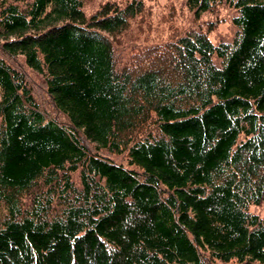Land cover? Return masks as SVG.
<instances>
[{"label": "trees", "instance_id": "trees-1", "mask_svg": "<svg viewBox=\"0 0 264 264\" xmlns=\"http://www.w3.org/2000/svg\"><path fill=\"white\" fill-rule=\"evenodd\" d=\"M86 1L0 0V264H264V0Z\"/></svg>", "mask_w": 264, "mask_h": 264}, {"label": "rangeland", "instance_id": "rangeland-1", "mask_svg": "<svg viewBox=\"0 0 264 264\" xmlns=\"http://www.w3.org/2000/svg\"><path fill=\"white\" fill-rule=\"evenodd\" d=\"M98 1L99 0H87L84 6L85 10L90 12ZM145 3L150 9V14L147 18L150 29H148V32H146L147 37L154 34V32L166 35L168 32L178 30L181 26L191 24V22H187L190 21V14L187 12V10H183V12L178 16V13L182 8L181 0H146ZM168 9H170V13L168 12ZM231 12V8L224 5H219L217 8H215L212 14H205L201 18L202 24L205 27L209 26V37L212 40L222 38L226 39L232 35L234 26L232 25L230 19ZM182 15L188 16V20L186 21L185 17H181ZM177 16L178 18L176 19ZM168 24L170 25L168 26ZM139 36L142 37V33L139 34ZM12 61H14V64L17 66V68L23 72L25 79L31 87L37 101L39 102L40 109L43 111V113L47 117H52L59 121L61 118L59 113L54 109L51 98L45 90V85L41 74L30 69L20 58H14ZM85 143L89 145L88 142ZM113 157L119 161H125L124 154L114 155ZM261 208V205L251 206V209L255 210L256 212H261ZM208 264L236 263L233 260H212Z\"/></svg>", "mask_w": 264, "mask_h": 264}]
</instances>
